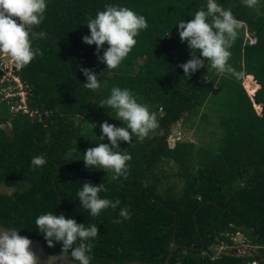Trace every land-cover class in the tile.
<instances>
[{"label":"trees","instance_id":"trees-1","mask_svg":"<svg viewBox=\"0 0 264 264\" xmlns=\"http://www.w3.org/2000/svg\"><path fill=\"white\" fill-rule=\"evenodd\" d=\"M219 2L242 22L228 61L237 74L206 64L187 78L179 65L191 58V49L176 23L190 20L206 0H48L45 19L33 26L46 33L32 41L43 54L20 72L31 87L29 106L42 118L12 114L0 101V187L12 189H0L1 223L42 240L52 254L61 246L47 245L35 224L38 215L53 210L78 223H96L100 234L93 241L92 263L162 264L174 241L179 247L172 264L264 263V0L252 6ZM109 4L125 5L148 21L114 69L98 60L95 44L82 40L90 33L87 20ZM245 27L256 43L246 40ZM78 65L99 74V89L84 86ZM245 78L261 85L254 96L260 113ZM114 85L129 88L159 121L144 139L120 143L132 159L127 176L116 179L111 170L86 168L82 159L89 147L108 143L106 137L101 141V122L123 126L108 114L115 115L113 109L98 105ZM205 107L217 118L215 143L180 140L171 147L172 129ZM41 154L47 163L33 166L32 157ZM171 163L173 170L166 167ZM85 181L103 183L107 190L100 195L120 204L91 217L76 196ZM125 207L130 219L119 217ZM236 232L258 252L216 256L215 247L232 245L230 234Z\"/></svg>","mask_w":264,"mask_h":264},{"label":"clouds","instance_id":"clouds-1","mask_svg":"<svg viewBox=\"0 0 264 264\" xmlns=\"http://www.w3.org/2000/svg\"><path fill=\"white\" fill-rule=\"evenodd\" d=\"M48 0H0V53L11 57L15 67L22 69L43 53L32 46L37 37H44L45 32H36L33 26L45 19ZM252 6L255 0H242ZM191 19L179 20L178 31L182 42L191 49L186 62L179 65L184 76L189 77L198 69L210 65L218 72L236 75V70L228 62L231 45L241 27L230 8H225L219 0H206V5L191 14ZM90 33L82 37L88 45H96L97 58L109 69H114L126 58L141 30L148 27V21L142 14L122 4H109L98 10L86 23ZM105 44L107 46H105ZM102 52V54H101ZM86 77L84 86L91 90L101 87V82L93 69L78 65ZM99 106L113 109L115 115L108 114L122 121L117 126L103 121L100 123L101 141L83 152L86 168L111 170L113 178L127 176L132 159L130 153L121 150L120 143L142 140L150 131L157 128L159 121L155 112L147 104L139 102L137 96L127 87L114 85L110 94L102 98ZM47 163L45 155H36L31 159L35 167ZM76 192L80 206L89 210L91 217L98 216L102 210H113L120 204L119 199L101 196L106 191L104 184L85 181ZM119 217L130 219L128 209L120 208ZM117 223L120 222L116 219ZM3 224V223H0ZM38 231L43 235L49 247L60 244V254L70 257L75 264H92L93 241L100 234L96 223H78L64 213L47 211L35 219ZM17 227L8 226L0 231V264H37V256L31 250L32 241L27 236L18 234Z\"/></svg>","mask_w":264,"mask_h":264},{"label":"built area","instance_id":"built-area-1","mask_svg":"<svg viewBox=\"0 0 264 264\" xmlns=\"http://www.w3.org/2000/svg\"><path fill=\"white\" fill-rule=\"evenodd\" d=\"M245 38L250 44H254L257 38L252 36L249 31L245 32ZM22 69H17L11 57L5 53H0V101H4L10 108L12 114H29L31 117L42 118V114L38 110H32L29 106V95L31 92L30 85L22 80L20 75ZM182 140L180 134L177 136L169 135L168 141L173 147L177 141ZM233 241L232 245L225 243L215 247L216 256L222 253H235L237 255H245L243 247L247 243L246 237L241 232L230 234ZM251 264H260L259 260L255 259Z\"/></svg>","mask_w":264,"mask_h":264},{"label":"rangeland","instance_id":"rangeland-1","mask_svg":"<svg viewBox=\"0 0 264 264\" xmlns=\"http://www.w3.org/2000/svg\"><path fill=\"white\" fill-rule=\"evenodd\" d=\"M243 84L245 87L247 86L246 89L249 94V90L254 84H250L249 82H246V80L243 82ZM249 95L253 94L250 93ZM205 115H207V119H204ZM178 134H180L182 140L194 141L198 146H208L209 144L215 143V139L219 136V130L217 127V118L214 111L211 108L205 107L193 120L187 121L186 123H178L172 129L170 135L175 137ZM166 167L167 169H175V166L172 163ZM0 189L8 193L12 192V189L9 188L0 187ZM242 251L245 255L255 254L258 252L256 247L249 245L243 247Z\"/></svg>","mask_w":264,"mask_h":264},{"label":"water","instance_id":"water-1","mask_svg":"<svg viewBox=\"0 0 264 264\" xmlns=\"http://www.w3.org/2000/svg\"><path fill=\"white\" fill-rule=\"evenodd\" d=\"M254 103L258 104L256 100L254 101ZM194 218L196 219V216H194ZM4 230H7V226H5L4 224H0V231H4ZM17 231H18V234L22 236H27L32 241L30 248L32 251L35 252L37 256V264H75V262L72 261L70 257L63 256L60 253L58 254L50 253L48 249L44 246L42 240L29 237L28 235L21 233L19 230ZM178 247L179 245L174 241V244L172 246L168 259L162 264H172L171 257L173 256L174 252L177 250ZM92 264H101V263H92ZM109 264H156V263H149V262H143V261H129V262H124V263H109ZM175 264H183V263L177 262ZM245 264H248V263H245Z\"/></svg>","mask_w":264,"mask_h":264},{"label":"crops","instance_id":"crops-1","mask_svg":"<svg viewBox=\"0 0 264 264\" xmlns=\"http://www.w3.org/2000/svg\"><path fill=\"white\" fill-rule=\"evenodd\" d=\"M246 26V25H245ZM248 29H247V27H245V32L247 31ZM246 79H249V80H251V81H253V83H255L256 85H257V90L253 93V95H250V97H251V99L253 100V103H254V101H255V99H254V96H255V94H256V92L261 88V85L260 84H258V82L256 81V80H253V79H250V78H245L244 79V81L246 80ZM247 87V86H246ZM253 87H254V85H253ZM249 92H250V90H249ZM251 93V92H250ZM249 93V94H250ZM252 94V93H251ZM254 106H255V108H256V110H257V112H261L262 111V105L260 104V103H258V104H255L254 103Z\"/></svg>","mask_w":264,"mask_h":264},{"label":"bare ground","instance_id":"bare-ground-1","mask_svg":"<svg viewBox=\"0 0 264 264\" xmlns=\"http://www.w3.org/2000/svg\"><path fill=\"white\" fill-rule=\"evenodd\" d=\"M246 82H249L250 84H254V87H251L250 88V92L253 94L256 90H257V85L255 83H253V81L249 80V79H246Z\"/></svg>","mask_w":264,"mask_h":264}]
</instances>
